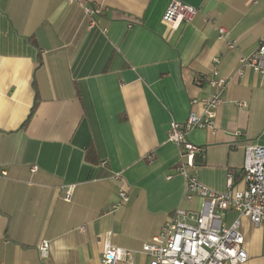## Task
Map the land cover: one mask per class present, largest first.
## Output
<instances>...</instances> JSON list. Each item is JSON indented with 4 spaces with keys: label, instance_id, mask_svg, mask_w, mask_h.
I'll list each match as a JSON object with an SVG mask.
<instances>
[{
    "label": "crops",
    "instance_id": "crops-1",
    "mask_svg": "<svg viewBox=\"0 0 264 264\" xmlns=\"http://www.w3.org/2000/svg\"><path fill=\"white\" fill-rule=\"evenodd\" d=\"M181 1L200 11L172 30L170 0H85L95 16L66 0H0V264H103L107 245L134 252L116 264H150L143 245L176 209L202 205L185 198L169 134L205 119L213 67L222 104L214 129L188 132L204 153L187 172L218 193L230 175L243 187L245 146L264 147V74L240 61L264 49V0ZM238 218L244 264H264V226L233 210L223 220Z\"/></svg>",
    "mask_w": 264,
    "mask_h": 264
},
{
    "label": "built area",
    "instance_id": "built-area-1",
    "mask_svg": "<svg viewBox=\"0 0 264 264\" xmlns=\"http://www.w3.org/2000/svg\"><path fill=\"white\" fill-rule=\"evenodd\" d=\"M66 1L69 4L79 3L88 16L100 13L99 9L87 6L85 0ZM199 11L181 0H170L163 21L172 30H177L182 24L194 21ZM218 32V40L228 49L237 48V41L230 31L221 27ZM240 63L258 74H264V49L261 47L249 58H242ZM219 73L213 67L209 75V83L216 91L204 103L205 119L191 114L185 125L172 123L169 134V141L177 144L182 151L179 171L186 179L185 198L188 202L199 198L202 205L198 212L176 209L161 233L143 245L142 252L151 258L150 264H244L249 257L241 231V218L227 226L223 220L225 213L233 210L240 217L248 218L254 226H264V147L252 144L245 146L243 187L236 186L233 175H230L227 190L218 193L199 183L195 176L187 172V168L195 166V158L204 153L203 147L189 142L188 132L196 127L215 128L216 110L222 104V92L226 84ZM239 105L244 106L242 103ZM148 158L151 159V156ZM0 176H6V172H1ZM74 188L62 187L65 202L72 201ZM120 197L123 203L129 199L126 191H122ZM49 249V242H44L39 248L41 256L48 257ZM133 255V251L107 245L103 251V264L132 260Z\"/></svg>",
    "mask_w": 264,
    "mask_h": 264
},
{
    "label": "trees",
    "instance_id": "trees-1",
    "mask_svg": "<svg viewBox=\"0 0 264 264\" xmlns=\"http://www.w3.org/2000/svg\"><path fill=\"white\" fill-rule=\"evenodd\" d=\"M197 160V157L195 158V161Z\"/></svg>",
    "mask_w": 264,
    "mask_h": 264
}]
</instances>
